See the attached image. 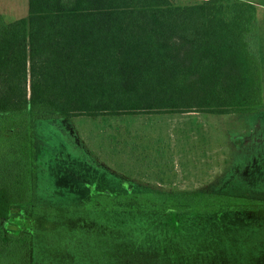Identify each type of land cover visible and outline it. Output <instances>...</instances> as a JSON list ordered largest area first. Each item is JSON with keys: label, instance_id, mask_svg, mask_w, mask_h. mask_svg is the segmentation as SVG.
<instances>
[{"label": "trees", "instance_id": "1", "mask_svg": "<svg viewBox=\"0 0 264 264\" xmlns=\"http://www.w3.org/2000/svg\"><path fill=\"white\" fill-rule=\"evenodd\" d=\"M28 5L22 18L7 21L0 14V264H40L35 244L50 224L42 217H50L46 210L53 205L41 203L37 192L44 175L67 178L88 209L149 215L175 259L181 251L190 258L205 247L218 251L208 254L209 264H264L263 158L242 179L248 184L250 174H263L258 189L124 191L106 184L105 190L93 171L102 166L79 154L61 120L264 111V37L256 3ZM90 172L96 177L88 179Z\"/></svg>", "mask_w": 264, "mask_h": 264}, {"label": "rangeland", "instance_id": "2", "mask_svg": "<svg viewBox=\"0 0 264 264\" xmlns=\"http://www.w3.org/2000/svg\"><path fill=\"white\" fill-rule=\"evenodd\" d=\"M249 1L257 5L264 37V0ZM61 120L79 154L102 166L101 171L93 170L98 188L109 190L107 186L114 184L124 191L241 192L261 186L263 174H247L248 184L242 179L252 165L255 171L263 163L258 157L264 160V111L140 112ZM89 174L88 179L96 177ZM66 181L49 175L38 181L37 192L46 202L41 203L53 204L46 210L50 217H42L50 224L35 244L40 264H209L208 254L218 252L197 247L192 257L181 251L175 259L161 243V227L149 215L104 206L88 209L79 204V189Z\"/></svg>", "mask_w": 264, "mask_h": 264}, {"label": "crops", "instance_id": "3", "mask_svg": "<svg viewBox=\"0 0 264 264\" xmlns=\"http://www.w3.org/2000/svg\"><path fill=\"white\" fill-rule=\"evenodd\" d=\"M28 11V0H0V14L5 19L9 17V15L14 17L13 20L22 18L27 16Z\"/></svg>", "mask_w": 264, "mask_h": 264}]
</instances>
